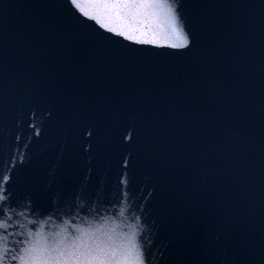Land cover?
Returning a JSON list of instances; mask_svg holds the SVG:
<instances>
[{"label":"water","instance_id":"obj_1","mask_svg":"<svg viewBox=\"0 0 264 264\" xmlns=\"http://www.w3.org/2000/svg\"><path fill=\"white\" fill-rule=\"evenodd\" d=\"M103 2L0 0V182L37 214L107 209L148 264H264V130Z\"/></svg>","mask_w":264,"mask_h":264},{"label":"snow or ice","instance_id":"obj_2","mask_svg":"<svg viewBox=\"0 0 264 264\" xmlns=\"http://www.w3.org/2000/svg\"><path fill=\"white\" fill-rule=\"evenodd\" d=\"M72 3L76 5V0ZM99 7L117 15L135 11L168 16L174 37L168 46L177 50L188 47L167 0H104ZM10 183V176L0 182V264H148L135 232L123 231L107 209L103 213L97 207L37 214L36 209L13 198ZM43 217L47 219L41 222Z\"/></svg>","mask_w":264,"mask_h":264}]
</instances>
